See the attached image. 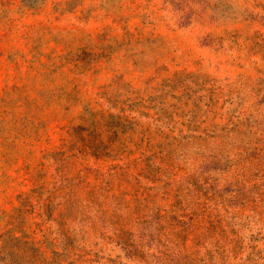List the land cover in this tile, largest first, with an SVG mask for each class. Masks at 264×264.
Here are the masks:
<instances>
[{
	"label": "rangeland",
	"instance_id": "rangeland-1",
	"mask_svg": "<svg viewBox=\"0 0 264 264\" xmlns=\"http://www.w3.org/2000/svg\"><path fill=\"white\" fill-rule=\"evenodd\" d=\"M0 264H264V0H0Z\"/></svg>",
	"mask_w": 264,
	"mask_h": 264
}]
</instances>
